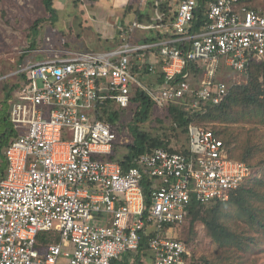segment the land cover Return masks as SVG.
Here are the masks:
<instances>
[{"label": "built area", "instance_id": "2783aa9c", "mask_svg": "<svg viewBox=\"0 0 264 264\" xmlns=\"http://www.w3.org/2000/svg\"><path fill=\"white\" fill-rule=\"evenodd\" d=\"M141 1L152 5L151 20L120 28L110 50H75L54 27L24 52L10 106L18 135L0 181V264H193L188 243L171 237L190 220L191 202H227L252 179L254 169L197 124L186 152L157 148L127 171L106 159L119 140L99 117L109 101L126 109L140 90L157 109L202 111L229 95L223 68L244 76L264 62V12L242 0H210L199 32L197 0ZM165 30L161 40L138 37ZM45 232L59 239L38 247Z\"/></svg>", "mask_w": 264, "mask_h": 264}, {"label": "rangeland", "instance_id": "374dc122", "mask_svg": "<svg viewBox=\"0 0 264 264\" xmlns=\"http://www.w3.org/2000/svg\"><path fill=\"white\" fill-rule=\"evenodd\" d=\"M243 2L249 7L264 12V0H243ZM138 4L139 0H55L57 17L56 22L52 23L43 0H0V109L5 87L13 86L19 82L16 73L29 60L28 54L24 52L28 51L35 40V29L37 32L35 46L43 32H49L55 27L59 31H65L69 39L71 36L70 47L84 51L86 49L99 51L107 44V36L110 31L108 25L111 23L120 24L125 9L130 6L137 8ZM131 19V16H127L126 21ZM36 24L38 25L35 28ZM219 79L224 81L231 90L235 85L246 84L248 77L247 75H237L229 69L223 68L219 73ZM143 82L147 83L148 80L143 78ZM148 83L153 84L151 80ZM164 117L165 110L155 108L149 121L143 124L141 129L153 135L165 136L170 141L171 148L185 151L188 143L186 134L173 130L171 124L165 121ZM162 120L164 123H161ZM201 123L197 125L212 131L216 130L217 132L222 128H228V131L233 132L238 139L234 145L235 148H238L234 153L236 156L240 155L242 152L240 147H245L249 138L252 141L260 142L261 148L256 151L250 162L256 164L254 175L245 187L258 189L263 194L264 125L259 124L258 119L248 117L235 123ZM220 137L223 139L222 135ZM118 142L128 144V136L120 137ZM121 151L125 152L124 148ZM254 202L262 209L264 215V198L256 199ZM225 211L228 215L227 222L230 225L238 230H245L256 240L255 244L246 246L245 252L239 253L235 249V251L227 252L222 250L209 237L202 221L194 225L193 232L190 231V220L184 228L176 226L171 237L181 238L188 243L192 248L194 262L206 258L213 259L218 264H264V229L245 224L246 218L240 216L238 208L234 205H226Z\"/></svg>", "mask_w": 264, "mask_h": 264}, {"label": "trees", "instance_id": "16d2710c", "mask_svg": "<svg viewBox=\"0 0 264 264\" xmlns=\"http://www.w3.org/2000/svg\"><path fill=\"white\" fill-rule=\"evenodd\" d=\"M198 8L195 12V20L193 32H199L205 27L207 20L206 6L210 0H197ZM243 1V0H242ZM246 6L247 4L243 2ZM46 11L50 15L49 19L52 23L56 22L57 10L55 8V0H43ZM249 7V6H248ZM254 9V7H249ZM164 10L167 11L166 7ZM138 20L140 22L150 21L149 14H143L137 10ZM169 19L167 20V22ZM38 24H36L35 28ZM35 40L37 32L35 29ZM170 31L165 30V33L160 35L157 32H151V36L146 37V42L161 40L171 35ZM34 40V41H35ZM32 46H35V42ZM247 83L235 85L230 91L227 98L217 106H206L202 111L191 113L186 110V107L174 105L165 109V121L169 122L173 130L180 131L183 134L187 133L190 124H202L201 122H220V123H235L244 118L258 119L259 124L264 125V62H253L248 68ZM184 75L178 76L176 81L184 79ZM19 87V84L6 86L4 99L0 109V181L5 178L8 163L4 156V151L10 142L17 137V130L10 123V106L12 101V92ZM154 103L142 91L138 90L134 93L130 106L126 109L117 107L113 101H109L105 108L100 110L99 117L102 121L109 123L118 135V139L122 136H128V144H120L117 142L113 152L106 159L118 162L124 171L135 166V159L142 155L153 152L157 148L169 149L170 141L165 136L153 135L141 129V126L149 121L153 110ZM164 123V120L161 121ZM176 124L177 128L173 125ZM9 125H12L11 127ZM228 128H222L220 131L213 132L221 139L222 135L224 145L229 151L233 159L243 161L249 164L253 169L256 164H251V160L258 149L261 148L260 142L247 140L245 147H240L242 152L239 156L234 153L238 148H235L237 137L233 132L228 131ZM238 142V139H237ZM124 148L125 152L121 150ZM236 150V151H235ZM170 151H173L170 148ZM186 152V151H183ZM258 179V178H256ZM253 181V180H252ZM257 181V180H256ZM259 182V181H258ZM246 185V184H245ZM245 185L238 191L234 192L227 202H212L207 205L199 204L192 201L190 204V231L193 232L194 225L202 221L209 237L222 250H236L239 253L246 251L248 244H255L256 240L245 230H238L227 222L228 215L225 211L226 205H234L238 208L240 216L246 218L245 224L251 227H261L264 229V215L262 209L255 204L256 199L264 198V193L261 194L258 189L246 188ZM151 188L152 182L149 179H144L143 189L145 202L147 206L151 203ZM59 237L53 233L45 232L38 236V243L46 246L49 243L57 242ZM145 244L142 247L145 249ZM234 250V251H235ZM229 253V252H228ZM120 264V263H113ZM193 264H218L213 259H202L193 262Z\"/></svg>", "mask_w": 264, "mask_h": 264}, {"label": "crops", "instance_id": "0c3cea01", "mask_svg": "<svg viewBox=\"0 0 264 264\" xmlns=\"http://www.w3.org/2000/svg\"><path fill=\"white\" fill-rule=\"evenodd\" d=\"M127 8L125 9V11L122 14V19L120 21L121 22L120 24L117 25V24L111 23V25H108V27L110 28V31H109L108 36H107L108 41H107V44H105V47H103L99 51H93V52L107 51V50H110V49L116 47L120 42V38H119L120 28L130 26L132 24V22L138 18V15L136 14L137 10L143 14H149L150 16H153L152 5L145 4L144 2H142V4H141V0H139V4H138L137 8H134L132 6H130V8H128V9ZM127 16H131V18H132L128 22L126 21ZM61 33L65 36H67L65 31L64 32L61 31ZM148 36L150 37L151 33H147L144 36L141 33H138V37H140V38L143 37L144 40ZM67 38H68V41L70 42L71 36H70V39H69V36H67ZM69 46H71V43H69ZM73 49H75V48H73ZM75 50L84 51V50H79V49H75ZM85 51H90V50L86 49ZM146 79L148 80V82L151 80V82L155 83L154 78L147 77Z\"/></svg>", "mask_w": 264, "mask_h": 264}]
</instances>
